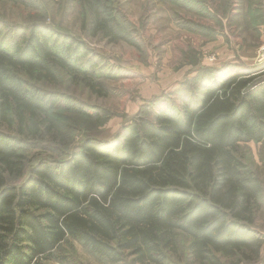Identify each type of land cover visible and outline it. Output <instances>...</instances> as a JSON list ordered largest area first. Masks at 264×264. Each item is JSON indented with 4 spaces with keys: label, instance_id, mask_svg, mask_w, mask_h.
Instances as JSON below:
<instances>
[{
    "label": "trees",
    "instance_id": "trees-1",
    "mask_svg": "<svg viewBox=\"0 0 264 264\" xmlns=\"http://www.w3.org/2000/svg\"><path fill=\"white\" fill-rule=\"evenodd\" d=\"M76 1L90 36L142 48L120 0ZM90 53L41 22L12 47L0 41V264H38L68 238L114 264H177L182 249L186 264L258 263L263 182L237 152L264 141V62L203 82L199 103L136 116L111 138L86 135L65 158L31 165L24 144L52 151L66 142L47 82L61 71L76 81L94 74L81 81L108 94L94 58L81 62Z\"/></svg>",
    "mask_w": 264,
    "mask_h": 264
},
{
    "label": "rangeland",
    "instance_id": "rangeland-1",
    "mask_svg": "<svg viewBox=\"0 0 264 264\" xmlns=\"http://www.w3.org/2000/svg\"><path fill=\"white\" fill-rule=\"evenodd\" d=\"M202 1L205 9L203 4H191L192 9L172 0H120L121 20L141 41L142 48L137 49L123 41L110 43L90 36L76 0H28L27 4L0 0V41L7 47L21 41L34 23L71 34L91 52L82 55L81 62L94 58L98 70L103 69L99 79L108 88L106 96L92 93L81 80L97 77L86 73L76 81L61 71L56 83L47 82L45 87L59 95L53 120L66 142L52 151L24 144L29 163L65 158L66 150L75 149L86 135L111 138L136 116L154 118L162 108L181 110L184 103H199L203 82L263 63L264 0H234L232 6L226 0ZM82 103L91 116L77 112ZM237 154L262 179L264 188V141L242 143ZM255 226L264 235V206ZM174 260L186 264L184 249ZM38 264L114 263L68 238ZM256 264H264V245Z\"/></svg>",
    "mask_w": 264,
    "mask_h": 264
}]
</instances>
